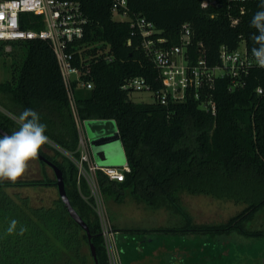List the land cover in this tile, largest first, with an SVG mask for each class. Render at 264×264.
<instances>
[{
    "label": "trees",
    "instance_id": "1",
    "mask_svg": "<svg viewBox=\"0 0 264 264\" xmlns=\"http://www.w3.org/2000/svg\"><path fill=\"white\" fill-rule=\"evenodd\" d=\"M79 1L87 22L76 48L85 46L80 54L88 59L80 66L81 76L92 87L75 88L73 113L48 43L36 39L14 44L12 48L20 47L23 52L11 64L10 77L0 81V128L60 169L66 195L88 226L97 263L109 264L89 185L75 163L80 152L77 120L115 121L129 171L122 181L109 179L100 169L95 171L105 203L130 196L148 207L174 208L184 219L181 226L141 231L200 233L216 240L264 238V223L254 224L264 214V69H250L245 85L234 91L228 90L227 77L216 78L207 90L215 102V114L201 108L192 96L167 104L153 99L134 102L122 83L143 76L156 90L161 87L157 68L138 46L137 37L130 38L128 23L112 18L111 0ZM200 1L128 0L127 4L131 12L154 23L168 45L178 43L182 24L189 23L192 41L187 50L192 59L200 51L208 63L215 64L221 45L229 50L259 51L264 0L231 5L218 0V6L207 8ZM106 48L111 60L92 56ZM78 58L76 53V63ZM257 87L262 88L261 93ZM3 141L7 140L0 135V143ZM11 160L0 152V172ZM36 160L43 171L39 179L0 180V264H95L85 231L70 217L58 193L49 204L34 205L28 196L7 191L10 184L56 187L55 177L44 171L49 166ZM182 194L210 196L243 207L226 221L194 223L180 202ZM228 256L219 252L211 259L205 253L200 264H225ZM191 257L180 264H192ZM229 258V264H238L232 263L235 256ZM165 263L171 264L170 258Z\"/></svg>",
    "mask_w": 264,
    "mask_h": 264
},
{
    "label": "built area",
    "instance_id": "2",
    "mask_svg": "<svg viewBox=\"0 0 264 264\" xmlns=\"http://www.w3.org/2000/svg\"><path fill=\"white\" fill-rule=\"evenodd\" d=\"M249 0H225L228 5ZM128 0H111V16L116 21H126L129 35L137 37L138 46L142 47L146 57L155 65L161 87L151 89L143 76L128 78L121 85L128 91L145 90L151 93L152 99L161 104L182 102L192 96L199 101V106L215 114L216 105L212 94L207 90L213 87L216 78L227 77V88L237 90L245 85V77L252 68L264 69V36L257 53H250L245 48L229 50L225 45L219 48V60L208 63L201 55L191 58L187 47L191 44L189 23L181 26L178 43L168 45L166 38L158 35L154 23L140 13L131 12ZM218 0H201L200 6H218ZM243 13V5L240 7ZM87 22L79 0H0V46L10 50L14 44L29 40H43L50 46L66 91L70 107L74 113V90L77 87L91 88L90 81L81 76L80 66L88 57L81 56L85 48H76V43L83 37ZM104 51L95 55L112 57ZM79 53L78 63L75 54ZM258 93L262 92L257 87ZM77 120V119H76ZM84 121L77 120L79 129V158L75 161L79 175L86 178L93 207L98 215L109 264H122L120 249L117 245L116 230L112 227L104 200L95 180V171L100 169L109 179L122 181L125 172L129 171L127 163L120 167L98 166L89 154L88 139L85 136Z\"/></svg>",
    "mask_w": 264,
    "mask_h": 264
},
{
    "label": "rangeland",
    "instance_id": "3",
    "mask_svg": "<svg viewBox=\"0 0 264 264\" xmlns=\"http://www.w3.org/2000/svg\"><path fill=\"white\" fill-rule=\"evenodd\" d=\"M22 49L20 47H13L10 50L0 49V81L6 80L11 75V64L17 63L22 56ZM129 98L134 102L151 101L152 95L145 90H133L129 94ZM84 123V122H83ZM84 125V124H83ZM84 132L85 131V127ZM116 131V126L111 128ZM114 133V132H112ZM54 149H57L67 157L71 155L60 149L57 145L46 140ZM46 153L51 154L52 151L44 149ZM106 151L105 158L98 157V151ZM0 152L6 153L11 156V162L6 168L0 172V180H13V179H39L42 175V168L35 157L25 152L22 148L12 144L9 141H3L0 143ZM89 154L93 158V161L98 166L112 165L120 167L126 163L124 151L117 136L112 142L98 147L89 146ZM109 162V164H107ZM44 171L48 176L53 177V171L50 167L45 166ZM79 174V172H78ZM9 193H19L22 196H28L31 203L34 205L49 204L52 199L57 197V188L54 185H8L6 187ZM180 202L184 208L190 213L191 219L194 223H217L226 221L229 217L239 212L243 205H236L230 201H222L214 199L210 196L204 195H188L182 194ZM108 219L113 227L116 228L126 227L130 230H121V234L116 233L119 236L117 245L119 246L120 259L122 264L125 263L127 257L130 254V240H125L124 235H144L147 240L159 235L160 241V253L166 264V256L171 254L177 260L181 262L189 261L190 255H192V264L196 261L201 263V257L203 254L208 253L213 257L221 255L227 256L229 264L230 258L235 256L232 261H237L238 264H264V238H246L243 236H231L229 239L220 238L216 240L209 235L202 236L200 233H183V232H171L165 230H146L148 228H160L161 227H174L181 226L184 223V219L179 212L174 208L161 206L158 208L148 207L143 203L134 202L130 196H126L121 202L110 201L105 203ZM264 223V214L260 213L257 216L254 224L256 226ZM114 228V227H113ZM130 238V236H129ZM139 237H136L138 240ZM146 240V239H145ZM222 243H225L223 246ZM195 249H198V254H195ZM231 254H233L231 256ZM144 260L143 258L141 259ZM145 261V260H144ZM212 261V260H211ZM134 264H138L134 262ZM146 264V263H144Z\"/></svg>",
    "mask_w": 264,
    "mask_h": 264
},
{
    "label": "water",
    "instance_id": "4",
    "mask_svg": "<svg viewBox=\"0 0 264 264\" xmlns=\"http://www.w3.org/2000/svg\"><path fill=\"white\" fill-rule=\"evenodd\" d=\"M83 124H84L83 127H85V131H86L84 133L88 139V145L91 147L106 145L112 142L113 139H115L117 136L119 137L117 127H116V131L111 130V128H114V126H116L114 120L88 119L85 120ZM0 135L3 136L7 141L11 142L12 144L23 148L25 151L36 157L38 160L43 161L46 165H48L52 169L55 177V184H56L58 196L61 199L64 206L66 207V210L70 215V217L85 231L87 235V239L89 241V249L91 255L94 259L95 264H98L96 260L94 245L91 242V234L89 232L88 226L86 222L82 219V217L78 214V212L73 208L66 195L64 188V180L60 169L54 163L48 160L46 157L41 155L39 152L30 148L29 146H27L26 144H24L23 142H21L16 137L6 132L2 128H0ZM105 155H106V151L100 150L97 153V156L101 158L102 157L105 158Z\"/></svg>",
    "mask_w": 264,
    "mask_h": 264
},
{
    "label": "crops",
    "instance_id": "5",
    "mask_svg": "<svg viewBox=\"0 0 264 264\" xmlns=\"http://www.w3.org/2000/svg\"><path fill=\"white\" fill-rule=\"evenodd\" d=\"M109 164V162L107 163ZM108 166V165H104ZM112 166V165H109ZM114 227L116 229V233L121 234V230H130L126 227H118L116 228L115 224ZM121 231V232H120ZM117 238L119 236V239H121V235H116ZM130 236V238H129ZM143 235H124L123 238L125 240H130L129 248H130V254L129 257L126 258L124 264H134V262H137L138 264H161L164 262L163 258L161 257L160 253V239L159 235H154V237L150 238V240H144ZM136 237H139L138 240H136ZM119 247V246H118ZM166 254V253H165ZM167 260L170 258V263L175 264V257L174 256H168L165 255ZM144 259L143 261L141 259Z\"/></svg>",
    "mask_w": 264,
    "mask_h": 264
},
{
    "label": "flooded vegetation",
    "instance_id": "6",
    "mask_svg": "<svg viewBox=\"0 0 264 264\" xmlns=\"http://www.w3.org/2000/svg\"><path fill=\"white\" fill-rule=\"evenodd\" d=\"M149 240H150V239H149ZM161 257H162V256H161ZM176 258H177V257H176ZM176 258H175V259H176ZM171 264H172V263H171ZM175 264H180V261L176 259V260H175Z\"/></svg>",
    "mask_w": 264,
    "mask_h": 264
}]
</instances>
